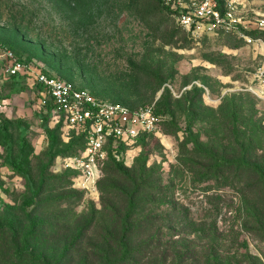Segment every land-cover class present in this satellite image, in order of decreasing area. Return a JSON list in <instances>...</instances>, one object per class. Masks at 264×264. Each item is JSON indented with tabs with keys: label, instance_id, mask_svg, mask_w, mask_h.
<instances>
[{
	"label": "rangeland",
	"instance_id": "obj_1",
	"mask_svg": "<svg viewBox=\"0 0 264 264\" xmlns=\"http://www.w3.org/2000/svg\"><path fill=\"white\" fill-rule=\"evenodd\" d=\"M161 1L0 0V42L31 66L163 112L125 146L124 170L108 160L90 184L68 166L82 150L76 132L49 119L52 142L33 81L15 93L0 75L13 159L26 128L38 192L0 143V264H264V173L239 164L264 171V60L236 37L191 39ZM241 7V29L264 37V0Z\"/></svg>",
	"mask_w": 264,
	"mask_h": 264
},
{
	"label": "built area",
	"instance_id": "obj_2",
	"mask_svg": "<svg viewBox=\"0 0 264 264\" xmlns=\"http://www.w3.org/2000/svg\"><path fill=\"white\" fill-rule=\"evenodd\" d=\"M171 4L172 0H167ZM178 3L183 4L178 0ZM245 0H194V5L180 10L177 19L192 39L210 35L232 36L258 48L264 60V37L254 36L241 28ZM0 75L5 78L26 76L40 89L39 109L49 112L52 121L62 122L82 137V150L70 157L68 164L87 183H96L108 149L120 159L119 146H129L141 136L154 133L161 114L156 105L131 107L118 101L103 99L87 88H81L41 68H34L8 44L0 43ZM256 94L264 98V64L256 74ZM3 104L0 103V111Z\"/></svg>",
	"mask_w": 264,
	"mask_h": 264
},
{
	"label": "trees",
	"instance_id": "obj_3",
	"mask_svg": "<svg viewBox=\"0 0 264 264\" xmlns=\"http://www.w3.org/2000/svg\"><path fill=\"white\" fill-rule=\"evenodd\" d=\"M59 1V0H54ZM162 3V7L171 11L172 13H179L180 10L185 9L186 8L182 5L176 7V8H172L171 4H165L163 1H161ZM228 37H232V36H228ZM191 38V37H190ZM192 39V38H191ZM242 40V39H240ZM3 43V42H0ZM5 44V43H4ZM10 46V45H9ZM11 48H13L18 54H20L22 56V54L20 52H18L13 46H10ZM24 57V56H22ZM25 60L27 62H29V59H27L26 57H24ZM45 71L50 72L47 69H43ZM52 73V72H51ZM53 74V73H52ZM13 79V82L16 85V89H15V93H19L22 91V88H20V83L23 80H28V78L26 76H12L10 77ZM62 78V77H61ZM64 79V78H63ZM36 87L39 91L40 86L38 84H36ZM156 112L157 114H161L162 115V111L158 110L156 108ZM39 115L41 116L40 118L43 120V127L46 130V132L48 133L49 138L51 139V141H55L57 139V135L55 133V130L50 128V126L48 125V121L49 119H51V116L49 114V112H44L42 109L39 112ZM10 119L3 117L2 113L0 112V143H3L5 145V148L7 149V161L8 163L12 166V168L17 171L23 178H25V180L27 181L29 187L33 190L34 194H37L38 192L34 190V183H33V179L29 173V169L27 167V163H28V156L26 154V148L28 146V142L26 140V133H27V129L26 128H22L21 129V136H20V142H19V155L16 159H13V144H12V140H11V132H10ZM56 125H61L62 126V122L59 123H55ZM77 136V135H76ZM145 137V136H141L140 138ZM77 138L80 140L81 145H83L82 142V137L81 136H77ZM139 138V139H140ZM138 139V140H139ZM125 148L124 145H120L119 146V151H123ZM108 160H113L116 162L117 166L120 169L124 170V166L121 163V159H118L117 157H115L112 153V150L108 149V155L107 158L105 160V162H107ZM104 162V163H105ZM224 163L229 164L230 162L228 161H224ZM239 164L246 166L247 168H251L253 169V167H256L257 172L260 173H264L263 169L260 166L250 164L248 162H246L245 160H239ZM34 202L33 200L28 202V205H32ZM3 223L0 221V225H2ZM9 225L12 226V222H9ZM230 264V263H229Z\"/></svg>",
	"mask_w": 264,
	"mask_h": 264
}]
</instances>
